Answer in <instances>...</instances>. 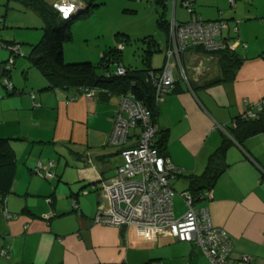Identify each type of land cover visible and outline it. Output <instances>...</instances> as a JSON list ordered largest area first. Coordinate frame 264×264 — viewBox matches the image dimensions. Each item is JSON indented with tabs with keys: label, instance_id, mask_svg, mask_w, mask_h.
<instances>
[{
	"label": "crops",
	"instance_id": "1",
	"mask_svg": "<svg viewBox=\"0 0 264 264\" xmlns=\"http://www.w3.org/2000/svg\"><path fill=\"white\" fill-rule=\"evenodd\" d=\"M192 10L203 20L227 22L222 37L238 41L243 62L232 81L204 87L220 75L217 57L185 52L186 80L175 69L173 77L186 90L165 96L156 124L167 130L165 154L182 169L175 178L186 183L184 190L185 176L204 175L210 155L229 140L216 160L225 169L201 204L228 233L232 258L245 255L252 264H264V131L241 145L227 131L237 116L264 100V0H235L233 6L229 0H193ZM164 60L165 55L151 66L158 71ZM0 63V137L11 138L16 159L3 205L12 217L0 211V264H210L189 242L169 235L148 240L132 227L93 222L97 205L106 202L91 186L110 180L122 163V146L108 141L121 95L42 90L47 82L40 74L31 81L26 68L21 81L10 71L8 89L1 80L5 61ZM137 133L131 130L125 146L136 142ZM47 161L54 177H37L34 166Z\"/></svg>",
	"mask_w": 264,
	"mask_h": 264
},
{
	"label": "built area",
	"instance_id": "2",
	"mask_svg": "<svg viewBox=\"0 0 264 264\" xmlns=\"http://www.w3.org/2000/svg\"><path fill=\"white\" fill-rule=\"evenodd\" d=\"M229 2L233 6L235 0ZM192 3L193 0L181 2L190 13H193ZM54 6L66 16L78 6L81 10L83 3L80 0H55ZM226 25L227 22L223 19L206 21L196 14H192L188 21L180 22L172 15L168 22V46L163 65L158 71H149L146 77L154 87L156 104H160L173 88L174 69L178 70L180 78L186 80L182 56L188 47H199L207 53L236 48L238 41L222 37V30ZM122 47L121 45L120 48ZM10 48L14 54L19 53L18 45ZM124 72L123 66L117 67V74ZM1 80L8 89L11 88L7 77L4 76ZM82 94L90 96L94 91L85 88ZM75 97L76 95H68V100H74ZM263 108L264 100H261L254 110H247L245 116L254 117ZM134 129L138 130L136 142L125 146ZM157 130L158 126L147 107L134 101L131 93L121 95L108 141L122 146V163L116 167V173L110 180L98 187L91 186L93 189H100L106 202L105 205H98L93 222L116 228L132 227L139 236L148 240L169 235L177 241L189 242L201 250L210 264H252L245 255L237 259L231 257L232 241L228 233L212 223L208 206L201 204L211 198V190L204 189L198 196L189 190H183L179 196L183 199L185 211L179 216L174 214L175 191L170 180L179 175L182 169L173 164L167 155H161L157 151L154 146ZM52 165L50 161L46 164L37 162L33 171L38 176L53 178L54 172L50 169ZM0 211L8 219L12 217L1 203ZM2 253L5 254V251Z\"/></svg>",
	"mask_w": 264,
	"mask_h": 264
},
{
	"label": "trees",
	"instance_id": "3",
	"mask_svg": "<svg viewBox=\"0 0 264 264\" xmlns=\"http://www.w3.org/2000/svg\"><path fill=\"white\" fill-rule=\"evenodd\" d=\"M5 1V6L7 7V1L9 0ZM17 1L22 3L25 7L34 10L44 23L42 36L39 42L36 44H28L30 49L26 55V58L30 62L31 66L34 67L47 82V85L43 87L42 90H52L55 88L67 90L73 88L75 94L77 95L82 94L83 89L88 88L92 89L94 93H98L101 97L131 93L134 101L142 103L151 111L152 118L156 122L159 104H156L154 101L153 85L146 80L149 71H156L151 66L150 61L151 54L155 46L153 38L148 40L149 49L145 52L146 54L142 58V61L144 62V66L142 68L120 64V48L104 53L97 65L90 61H65L63 56V46L66 42L72 40L71 27L73 23L85 17L90 10L98 7L102 4V2L98 0H81L83 2V8H81V10L74 15L65 16L57 10L54 6V2L51 4L47 0ZM153 2L156 6L161 8L156 20L159 27L166 34V49L168 46L169 20L165 16V9L168 0H153ZM116 35L118 36L122 46L124 45L123 43L129 42V38L126 34L117 33ZM15 45L20 47L18 42L0 39V46L9 49V55L12 62H14L15 57L19 56V53L14 54L10 48ZM190 49L202 50L199 47L190 46L185 50V52ZM155 51H161V49L155 48ZM213 54L217 57L220 75L216 79L206 83L204 87L232 81L235 78L237 69L243 62L242 55L236 49H224L213 52ZM23 56L25 57V54ZM112 64H115V68H111ZM118 66H123L125 69L123 74L116 73ZM9 74L10 68L3 67V74L1 78L5 76L9 79ZM185 90L186 89L182 84L174 80L173 88L169 91V93H178ZM227 131L233 141L237 142L239 145H241L247 137L263 132L264 108L261 111L256 112L254 117H247L245 116V113L237 116L234 120V124L232 126H228ZM227 140L228 139L226 138L223 139L221 146L214 154L210 155L204 175L185 176L189 179V186L186 190H189L195 196H198L204 189L211 190L217 177L223 173L225 169L223 166H219L216 160L218 157L223 156L224 150L229 145V140ZM167 141V130L158 129L154 137V146L159 154L166 155L165 149ZM15 172L16 159L11 145V138L0 137L1 205H4L5 198L10 192ZM33 173L36 174L34 171Z\"/></svg>",
	"mask_w": 264,
	"mask_h": 264
},
{
	"label": "rangeland",
	"instance_id": "4",
	"mask_svg": "<svg viewBox=\"0 0 264 264\" xmlns=\"http://www.w3.org/2000/svg\"><path fill=\"white\" fill-rule=\"evenodd\" d=\"M47 1L52 4L55 0ZM98 1L102 4L73 23L72 40L64 44V58L67 61H90L97 65L104 53L120 48L121 42L116 34L124 33L128 36L129 42L123 43V47L120 48V64L142 68L144 66L142 58L149 49L148 40L153 38L155 46L151 47L153 51L150 61L153 67L159 66L165 55L163 48L166 45V34L156 20L161 8L156 6L153 0ZM5 2L0 0V39L18 42L20 47L19 56L14 58V62H10L9 49L0 46V62L9 59L3 67L10 68L12 79L21 81L25 77V71L22 73V68H26L29 78L33 81L32 76H40L38 75L40 73L26 58L30 49L28 44L39 42L44 23L34 10L25 7L19 1L9 0L7 7ZM173 14L178 21L186 22L195 13H190L181 4V0H176L175 5L172 0H168L165 16L170 20ZM155 48H160L161 51H155ZM22 62L27 65L22 66ZM111 68H115V64H112ZM170 185L175 191L173 211L176 216H179L185 211L184 202L179 193L184 190L186 183L178 177L171 179ZM103 201H105L104 198ZM0 255L5 256L2 251Z\"/></svg>",
	"mask_w": 264,
	"mask_h": 264
},
{
	"label": "water",
	"instance_id": "5",
	"mask_svg": "<svg viewBox=\"0 0 264 264\" xmlns=\"http://www.w3.org/2000/svg\"><path fill=\"white\" fill-rule=\"evenodd\" d=\"M172 2H173V4L175 5V3H176V0H172ZM181 2H182V0H181ZM80 11V7L78 6L75 10H74V12L73 13H68V14H66V16H70V15H74V14H76L77 12H79Z\"/></svg>",
	"mask_w": 264,
	"mask_h": 264
}]
</instances>
